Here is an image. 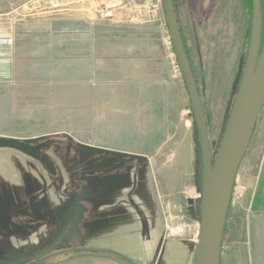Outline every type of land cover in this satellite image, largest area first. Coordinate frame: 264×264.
I'll return each instance as SVG.
<instances>
[{
	"label": "crops",
	"instance_id": "obj_1",
	"mask_svg": "<svg viewBox=\"0 0 264 264\" xmlns=\"http://www.w3.org/2000/svg\"><path fill=\"white\" fill-rule=\"evenodd\" d=\"M48 3L0 0V8H10L0 14V19L11 24L0 31V36L14 41L12 45L0 44V128L22 123L33 134L72 139L85 135L93 137L94 144L101 136L111 151L123 150V159L115 154L107 156L120 163L110 171L117 178L109 180L119 187L108 190L107 200L98 205L94 190L67 195L68 199L81 197L90 203L82 207L69 204L60 213L63 225L57 220L50 228L53 222L49 221L40 236L50 235L67 245L75 235L64 238L63 233L70 229L71 217L85 208L90 220L95 221L84 231L88 243L71 258L85 259L88 264H176L175 242L162 239L156 219L159 209L144 167L153 162L156 166H181L189 155L183 152L176 159L174 152L189 151L191 141L188 132L182 140L177 137L175 113L181 96L176 86H182V82L172 79L165 51L155 37L154 22L137 17L125 6L115 8L122 10L123 20L114 9L100 14L94 0ZM68 3L75 5L67 9ZM184 3L179 19L181 34L190 52L201 60L200 22L209 14L207 5H215L210 13H217L213 20L226 31L232 29L234 15L229 0ZM160 16L168 20L166 8L161 9ZM16 23L22 24L23 30H17ZM211 33L210 41L215 38ZM21 46L25 49L24 60L20 59ZM89 139L81 143L95 147ZM69 144L73 151L79 150L76 144ZM166 151L167 155L161 154ZM162 157L170 162L159 163ZM60 160L61 166L67 165L66 158ZM190 171L183 181L191 183L192 168ZM98 176L85 183L98 182ZM254 197L253 192V205ZM28 207L10 206L8 213H22ZM257 215L254 213L255 219ZM66 223L69 227L60 233ZM254 227L252 250L256 263L258 252L264 256V229H258V224ZM188 243L183 264H192Z\"/></svg>",
	"mask_w": 264,
	"mask_h": 264
},
{
	"label": "rangeland",
	"instance_id": "obj_2",
	"mask_svg": "<svg viewBox=\"0 0 264 264\" xmlns=\"http://www.w3.org/2000/svg\"><path fill=\"white\" fill-rule=\"evenodd\" d=\"M43 1L53 5L51 3L53 0H40L39 2ZM84 1L86 0H77L80 3ZM184 2L185 0H176L174 7L180 30L182 28L179 19L185 8ZM229 3V10L234 15L230 31L221 28V23L213 20L217 13L214 15L210 12L215 5H207L209 14L200 22L202 62L194 55V51L190 52L189 47L186 46L189 60L193 62L192 73L197 79L200 99L204 105L210 152L213 159L218 156L233 110L238 84H240L247 62L246 57H248L252 33L253 16L248 15V9L243 5V0H229ZM261 4L263 10L262 51L264 47V0ZM68 5L66 8L71 9V6L75 4L68 3ZM4 6H1L0 14L10 10ZM232 6L233 8L230 9ZM57 8L53 6L52 9L57 10ZM115 8L118 7L110 9L98 7L97 10L100 14L115 10L121 13V20H123L122 10ZM152 22H154V32H156L155 37L159 39L158 42L164 49L171 67L172 79L178 83L182 82V86H176L177 91L180 89L179 95L181 96L177 99L175 113L177 137L182 140L184 134L188 132L191 144L189 151L174 152L176 159L182 157L184 153L189 155L185 164L156 166L153 162L144 168L145 173L150 175L148 185L155 194L153 201L159 209L156 219L159 221L162 239L175 242L176 264H183L182 258L185 255V248L186 251L189 249L187 245L189 241L192 264H196V244L199 239V217L202 206V197L200 198L199 194L203 193L205 176L200 132L186 81L183 74H179L182 69L172 39L171 28L161 16L159 20ZM10 26L7 19H0L1 32L6 31ZM15 27L17 30H23L22 24L16 23ZM210 33L215 35L214 40L210 41V37L213 36H210ZM19 40L23 41L22 36ZM20 48V59L24 60L25 49L22 46ZM261 110L260 118L256 123L257 129L252 136L248 152L240 163L232 190L231 210L225 229L224 243H222L220 264H264V256H260L259 252L255 263L252 250L254 233L252 228L258 224V229H264V107ZM33 133L22 123H16L9 128H0V139L14 140L33 148V152L10 147L0 148V264H88L85 259L70 257L73 253L82 252L81 248L88 243L83 236L84 231L87 225L95 221L90 220L85 208V210L79 209L80 211L71 217L69 222L71 225L66 223L67 225L65 224L60 231L62 233L65 227L68 228L70 225V229L63 233L62 237L66 238L65 236L69 234L75 236L67 241V245H61L55 237L50 235L41 237L40 233L49 221L53 222L50 228L54 227L57 220L62 226L60 213L69 204L70 207H82L90 203L81 197L68 199L67 195L78 196L87 190H94L97 194L93 196L96 197L95 201L98 205L107 200L105 198L108 190L119 187L118 184L109 182L111 178L112 180L117 178L116 173L110 171L118 168L120 164L111 156H107L115 154L123 159V150L111 151L110 146L103 142L101 136L99 139L94 137V140H97L94 144L91 136L75 135L72 139L67 136ZM88 138L91 144L98 147H89L81 143L86 142ZM71 142L76 144L79 150L73 151V147L69 144ZM167 153L169 152L161 154L167 155ZM63 157L67 159L66 166L60 165V159ZM162 162L169 163L170 161L162 157L159 163ZM191 168L193 176L190 177L191 183L183 181L186 174L191 172ZM96 176H98V182L85 183ZM61 183L66 186L63 188ZM253 192L254 205L251 203ZM197 200H200V203L196 205ZM25 202L27 203L24 204ZM18 205L29 207L22 213H8L10 206ZM254 213L259 217L255 219ZM73 248L78 249L71 250Z\"/></svg>",
	"mask_w": 264,
	"mask_h": 264
},
{
	"label": "water",
	"instance_id": "obj_3",
	"mask_svg": "<svg viewBox=\"0 0 264 264\" xmlns=\"http://www.w3.org/2000/svg\"><path fill=\"white\" fill-rule=\"evenodd\" d=\"M253 1L252 33L250 47L241 85L227 124L223 141L213 161L208 125L200 93L181 37L173 0H165L168 23L182 74L187 83L196 120L198 122L202 157L205 171L202 193V210L199 224V239L196 264H220L223 230L231 203L236 176L246 152L256 123L264 107V47L262 0ZM207 125V126H206ZM13 148L33 152L27 144L0 139V148Z\"/></svg>",
	"mask_w": 264,
	"mask_h": 264
},
{
	"label": "built area",
	"instance_id": "obj_4",
	"mask_svg": "<svg viewBox=\"0 0 264 264\" xmlns=\"http://www.w3.org/2000/svg\"><path fill=\"white\" fill-rule=\"evenodd\" d=\"M164 1L165 0H94L97 7L110 9L113 7L123 8V6H125L127 9H130L137 17L149 19L150 21L159 20L160 11L164 7ZM13 43V38L9 36H0L1 45H12ZM181 72H179V74ZM199 197H202V193L199 194Z\"/></svg>",
	"mask_w": 264,
	"mask_h": 264
},
{
	"label": "trees",
	"instance_id": "obj_5",
	"mask_svg": "<svg viewBox=\"0 0 264 264\" xmlns=\"http://www.w3.org/2000/svg\"><path fill=\"white\" fill-rule=\"evenodd\" d=\"M175 2H176V0H173V4H174V7H175ZM243 5L248 9V15L251 17V16H253V1L252 0H243ZM173 7V8H174ZM251 20V19H250ZM179 27V26H178ZM179 31H180V33L179 34H181V30H180V28H179ZM181 37H182V40H183V44H184V48H185V51H186V54H187V56H188V60L190 59V57H189V53H188V48L186 47L187 45H186V43H185V41H184V39H183V36H182V34H181ZM262 42H263V38H262ZM262 44V43H261ZM261 48H262V46H261ZM190 61V60H189ZM242 77H243V75H242ZM242 77H241V80H240V84H238L239 85V87H238V90H237V94H238V91H239V88H240V85H241V81H242ZM199 90V89H198ZM235 103V102H234ZM234 106V105H233ZM258 123V122H257ZM257 129V124H256V127H255V130ZM255 130H254V132H255ZM254 134V133H253ZM253 136V135H252ZM251 136V137H252ZM253 138V137H252ZM251 138V139H252ZM251 142V141H250ZM248 149H249V147H248ZM247 152H248V150H247ZM247 152H246V154H247ZM213 161L215 162L216 161V159H213ZM205 177V176H204ZM203 189H204V184H203ZM201 210H202V206H201V208H200V216H201ZM230 207H229V210H228V214H227V219H226V224H225V227H224V232H223V240H222V243H224V238H225V229H226V226H227V220H228V216L230 215ZM221 243V244H222ZM222 246H223V244H222ZM74 254V253H73ZM76 254V253H75Z\"/></svg>",
	"mask_w": 264,
	"mask_h": 264
},
{
	"label": "clouds",
	"instance_id": "obj_6",
	"mask_svg": "<svg viewBox=\"0 0 264 264\" xmlns=\"http://www.w3.org/2000/svg\"><path fill=\"white\" fill-rule=\"evenodd\" d=\"M178 231V230H177Z\"/></svg>",
	"mask_w": 264,
	"mask_h": 264
}]
</instances>
